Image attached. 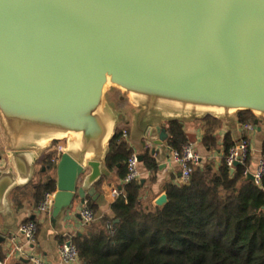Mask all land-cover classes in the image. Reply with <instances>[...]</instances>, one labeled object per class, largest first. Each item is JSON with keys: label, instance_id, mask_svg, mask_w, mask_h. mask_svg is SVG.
Segmentation results:
<instances>
[{"label": "water", "instance_id": "95a60500", "mask_svg": "<svg viewBox=\"0 0 264 264\" xmlns=\"http://www.w3.org/2000/svg\"><path fill=\"white\" fill-rule=\"evenodd\" d=\"M112 90L159 146L169 134L158 121L250 112L264 122V0H0V128L11 163L0 169V198L62 142L52 221L94 196L124 119ZM167 203L166 194L155 201Z\"/></svg>", "mask_w": 264, "mask_h": 264}, {"label": "trees", "instance_id": "16d2710c", "mask_svg": "<svg viewBox=\"0 0 264 264\" xmlns=\"http://www.w3.org/2000/svg\"><path fill=\"white\" fill-rule=\"evenodd\" d=\"M236 117L245 124L256 121L250 112H239ZM201 121L203 143L212 149L216 147L212 133L221 121L211 116ZM167 131L171 149H180L189 141L182 121H169ZM124 134L119 127L103 164L123 179L132 153ZM232 145L227 137L225 154ZM56 157V151L49 150L42 161L44 167L56 169ZM144 164L154 184L156 159L146 154ZM243 170L239 166L231 174L225 160L218 168L213 162L196 166L189 184H164L168 203L163 207L155 205L147 182L122 184L111 206L112 216L96 219L71 240L79 250L80 263L264 264V172L257 184L244 177ZM34 190L39 202L46 192L57 190L56 177H48ZM89 206L96 215V204Z\"/></svg>", "mask_w": 264, "mask_h": 264}, {"label": "crops", "instance_id": "0c3cea01", "mask_svg": "<svg viewBox=\"0 0 264 264\" xmlns=\"http://www.w3.org/2000/svg\"><path fill=\"white\" fill-rule=\"evenodd\" d=\"M125 99L127 100V98ZM132 110V113H122L124 119L119 123L118 128L120 127L123 132L125 131L124 140L128 144V150L143 157V161L139 165L142 175L141 180L145 181L144 184L147 182L148 186H151L150 191L156 201L162 194H165L162 192L165 183H179L181 170L172 156V149L168 145L159 146L154 144L158 140V135L149 138L145 132L143 133L137 129L136 115L138 111L133 107ZM201 120L203 119L180 120L184 124L188 142H190L189 134L193 135L192 138L195 139L193 144L201 157L200 165L213 162L216 168L220 167L226 155L224 150L225 139L229 137L232 144L242 139L250 141L251 156L249 165L251 169L257 170L264 157L263 121L258 124L252 123L254 130L244 131L243 126L245 123L240 122L236 115L226 120H220V127L212 133L213 137L216 138V147L210 149L203 143L205 131ZM168 122L158 121L156 124L167 128ZM58 144H53L49 149L39 152L38 162L32 169L31 177L12 185L7 193L0 198V238L2 240L0 242V264H31L28 259L30 253L37 254L51 264H63L60 257V246L71 241L75 236L82 235L90 226L83 224L80 215L83 203L79 199L74 200L72 206L58 216L56 223L52 221V211L44 215L40 214L37 209L41 200L37 201L34 188L38 183L46 181L48 177H56L57 169H46L42 161L49 150L56 151L55 148ZM154 149L155 154H153ZM146 154L153 156L158 164L157 180L154 184L150 183L151 172L146 169L144 164ZM0 157V169L5 171L11 163L7 157V145L1 128ZM122 184L123 178L120 177L117 171H109L108 175H103L100 181L95 184L96 193L99 195L96 197L97 194L95 193L94 196H87L86 201L89 205L90 203L96 204V219L112 216L111 206L118 198L113 191L120 192ZM28 221H35L39 226L36 241L32 244L27 243L20 232L21 226ZM19 247L23 248L22 252L19 251Z\"/></svg>", "mask_w": 264, "mask_h": 264}, {"label": "built area", "instance_id": "2783aa9c", "mask_svg": "<svg viewBox=\"0 0 264 264\" xmlns=\"http://www.w3.org/2000/svg\"><path fill=\"white\" fill-rule=\"evenodd\" d=\"M244 131L254 130L253 124H245L243 126ZM56 153L57 159L56 163L59 162L62 153L65 150V143H59L57 145ZM172 156L175 162L179 165L181 170V176L179 179V184H189L193 172V168L201 164V157L198 154L195 145L191 142H187L181 146L180 149H172ZM251 156V143L247 139H242L241 141L233 144L225 155V164L228 169L236 170V163L243 167L244 177H248L250 174L254 175V182L259 184L261 177L264 172V157L261 160L257 170L251 169L249 165V160ZM140 160L139 155L132 152L127 160V174L123 179V184L132 183L141 180V173L139 170ZM238 166V167H239ZM114 195L119 196L120 192L117 190L113 191ZM55 200V192H46L38 203L37 209L40 214H48L52 211ZM80 215L85 226L91 225L96 220V215L93 209L89 206V203L85 201L83 207L81 208ZM39 226L35 221H28L23 224L20 228L21 234L26 239L27 243H34L37 238ZM19 251H23V248L19 247ZM60 257L63 264H79L80 256L79 250L76 245L71 241L65 242L60 246ZM28 259L31 264H51L45 261L37 254H29Z\"/></svg>", "mask_w": 264, "mask_h": 264}, {"label": "rangeland", "instance_id": "374dc122", "mask_svg": "<svg viewBox=\"0 0 264 264\" xmlns=\"http://www.w3.org/2000/svg\"><path fill=\"white\" fill-rule=\"evenodd\" d=\"M108 98L111 105L115 108V110L120 114L132 113V106L127 102L125 97L121 95V93L117 90H112L108 93Z\"/></svg>", "mask_w": 264, "mask_h": 264}]
</instances>
